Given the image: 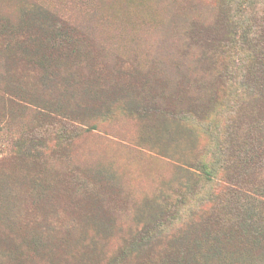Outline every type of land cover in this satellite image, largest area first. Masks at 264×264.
<instances>
[{"label":"rangeland","instance_id":"1","mask_svg":"<svg viewBox=\"0 0 264 264\" xmlns=\"http://www.w3.org/2000/svg\"><path fill=\"white\" fill-rule=\"evenodd\" d=\"M214 1L36 0L52 11L73 17L93 10L94 21L103 28L97 36L128 58L145 63L159 43L169 11L179 7V12H185L196 2L201 11L211 14L219 9ZM17 2L0 0V23L7 21L5 17L16 21L15 14L20 13ZM238 2L227 0L222 6L227 4L223 7L230 10L233 22H243L245 26L252 8L248 6L245 18L238 16L234 11ZM3 27L0 26V95L4 97L0 99V264H104L118 247L120 237L156 214L160 194H172L170 191L182 182L195 186L188 195L192 199L185 197V202L207 199L214 191L221 171L217 170L213 178L197 171L196 180L192 181L180 154L186 152L187 159L198 157L212 165L211 150L216 137L231 110L238 109L236 94L247 97L256 93L252 76L239 72L247 63V55L253 53L250 46L239 39L226 45L218 59L237 76L227 83L232 94L209 111L207 120L195 126L192 136L185 125L170 123L163 130H154L146 121L117 111L115 118L103 116L92 120L95 127L63 142L58 131L48 129L42 122V113L33 104H11L8 93L47 106L52 104L49 100L69 103L75 94L81 100L83 93L79 94L65 81L49 78L31 61L6 58L5 48L22 43L25 37ZM221 31V26L211 27L206 30L207 38ZM124 69L130 71L128 67ZM167 73L175 76L172 70ZM260 78L263 80L264 76ZM74 103L73 99V106ZM51 135L57 139L50 140ZM139 137L159 140L162 147L155 145L154 149L150 141L139 142ZM69 165L82 172L85 180H94L98 188L116 194L124 202L121 209L108 206L90 190L77 191L61 173ZM255 175V171H249L251 179ZM260 186L264 188V181ZM173 226L178 229V223ZM202 247L212 251L207 264H264V239L253 243L251 238L213 233L204 238Z\"/></svg>","mask_w":264,"mask_h":264},{"label":"trees","instance_id":"2","mask_svg":"<svg viewBox=\"0 0 264 264\" xmlns=\"http://www.w3.org/2000/svg\"><path fill=\"white\" fill-rule=\"evenodd\" d=\"M225 1L215 0L219 9L211 14L201 11L196 2L189 5L188 11L179 12V7L169 11L159 43L152 55H147L150 58L146 63L107 46L97 36L103 28L94 21L93 10L73 17L52 11L36 0H18L20 13L15 14L16 21L4 16L7 21L0 23L2 28L25 37L22 43L5 48L6 58L31 61L49 78L65 81L67 86L83 93L82 103L75 94L69 103L49 100V106L8 93L11 104H33L42 113V122L48 129L58 131L63 142L95 127L92 120L103 116L115 118L117 111L146 121L154 130H163L170 123L185 125L192 136L195 126L207 120L209 111L232 94L227 83L237 76L218 59L226 45L239 39L253 52L247 55V63L239 72L252 76L256 93L247 97L236 94L238 109L231 110L212 146L214 169L210 171L212 165L203 159H187L186 152L180 154L192 181L196 180L197 171L212 178L221 171L214 191L207 199L185 202L195 186L182 182L170 191L172 194H160L156 214L120 237L118 247L104 264H207L212 251L204 250L202 245L204 238L213 233L251 238L253 243L264 239V188L260 186L264 181V79L260 78L264 76V0H239L234 6L243 18L248 6L252 8L245 26L232 21L230 10L223 7L227 4L222 6ZM215 26H221L223 31L208 39L206 30ZM251 35L253 38H249ZM168 70L174 71L175 76H168ZM53 135L50 140L57 139ZM138 141H150L154 149L155 145L162 147L159 140L139 137ZM249 171H255L256 177L251 179ZM61 173L77 191L90 190L108 206L121 209L124 202L116 194L98 188L94 180H85L75 166L69 165ZM88 186L92 188L87 189ZM116 203L120 205L115 206Z\"/></svg>","mask_w":264,"mask_h":264}]
</instances>
